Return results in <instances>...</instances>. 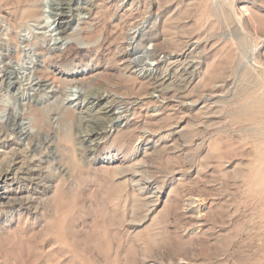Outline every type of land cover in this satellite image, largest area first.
<instances>
[{
	"label": "rangeland",
	"instance_id": "obj_1",
	"mask_svg": "<svg viewBox=\"0 0 264 264\" xmlns=\"http://www.w3.org/2000/svg\"><path fill=\"white\" fill-rule=\"evenodd\" d=\"M263 23V0H0V193L32 204L0 208V264H264V182L241 177L264 164L242 111L264 106Z\"/></svg>",
	"mask_w": 264,
	"mask_h": 264
},
{
	"label": "bare ground",
	"instance_id": "obj_2",
	"mask_svg": "<svg viewBox=\"0 0 264 264\" xmlns=\"http://www.w3.org/2000/svg\"><path fill=\"white\" fill-rule=\"evenodd\" d=\"M264 1V0H263ZM86 5V4H85ZM75 9L74 10H76L77 12H79V13H81V12H85V13H87V14H89L91 11H90V9H88L87 7H80V6H75L74 7ZM70 9H71V6H69V4H68V2L67 3H60L59 5H58V14H57V20L59 21L58 22V27H59V30L61 31V32H64V30L66 29V27L70 24V21L71 20H69V18H68V16H67V12L68 11H70ZM56 10V9H55ZM22 12H23V10H22ZM72 12V11H71ZM24 13H25V19H29L30 17H32V16H34V12L31 10V8H28L27 7V9L24 11ZM57 13V12H56ZM252 14H253V12H252ZM14 16V15H13ZM22 16V17H23ZM37 16V15H36ZM71 16V15H70ZM29 17V18H28ZM35 18V17H34ZM72 18H73V16H72ZM258 22V21H257ZM259 24V23H258ZM264 24V23H263ZM140 26V25H139ZM133 27V26H132ZM138 29L139 28H133L132 29V31H131V33H130V37H129V40H131V41H135L136 39V37H137V35L139 34V31H138ZM261 30V29H260ZM127 38V37H126ZM147 38V37H146ZM157 38V37H156ZM144 40H146V39H144ZM148 41H150V42H155V40H153V39H149ZM162 43V42H161ZM158 45H160V44H158V41H157V43H156V48L158 47ZM152 46V45H151ZM154 46V45H153ZM190 47H194L195 49H196V42H194V41H192L189 45H188V49L190 48ZM154 51H155V48H154ZM38 52V51H37ZM48 55V54H47ZM119 57V56H118ZM120 57H121V59L122 60H124V57H125V55L124 54H122V55H120ZM157 57V56H156ZM156 59V58H155ZM159 62V61H158ZM123 64H124V68H121V69H117V70H115V71H113V76H117L120 80H124V81H126V82H128V81H130L133 77H131V74H133V73H129V71H127V69H128V67L125 65V61L123 62ZM48 66V65H47ZM44 68H46V67H44ZM43 68V69H44ZM45 70H47V69H45ZM44 70V71H45ZM129 73V74H128ZM60 74H61V81L63 82V83H68V82H78L80 79L78 78V74H75V73H68V72H60ZM145 74V73H144ZM185 74V73H184ZM186 74H188L189 75V73H186ZM156 75V74H155ZM111 76V75H110ZM169 76V75H168ZM44 76H42V75H40V79L41 80H43L44 78H43ZM96 77V75H92V78H93V80H94V78ZM191 77V76H190ZM151 78H153V75H152V73L151 72H148V74H145V75H143V78L142 79H151ZM163 78V77H162ZM166 78V77H165ZM159 79V78H158ZM156 81H157V79H156ZM95 82V81H94ZM93 82V83H94ZM157 82H160V81H157ZM164 82V81H163ZM154 83H156V82H154ZM175 83V82H174ZM156 84H158V83H156ZM164 84V83H163ZM88 85V84H87ZM162 85V84H161ZM169 85V84H168ZM214 89V88H213ZM101 91V90H100ZM100 91H98L97 89H96V87L94 88V89H92V93L89 95V97H90V99L92 100V101H96L97 103L98 102H101L102 100H103V95H102V93L100 92ZM214 92V91H213ZM181 93V92H180ZM211 94V93H210ZM214 95H210V97L212 98ZM258 98V97H257ZM260 99V98H259ZM90 101V100H89ZM251 101V100H250ZM253 101H254V99H253ZM212 102V101H211ZM264 102V100L261 102V103H263ZM210 104H212V103H210ZM248 104V103H247ZM104 108V107H103ZM106 108V107H105ZM108 108V107H107ZM120 109V108H119ZM104 110V109H103ZM107 110V109H106ZM105 110V111H106ZM94 111V110H93ZM109 111L110 110H108V113H109ZM242 111H244V113H245V115H246V113H247V115H250V114H253V115H258L259 116V120L260 121H258V123L259 124H264V106H260V107H258V106H256L255 104H250L249 106H244L243 107V110ZM100 112V111H99ZM93 113V112H92ZM98 113V112H97ZM96 114V113H95ZM10 115V114H9ZM97 115V114H96ZM252 115V116H253ZM11 115H10V117H8V118H10V120H11ZM254 117V116H253ZM252 117V119L254 120V118ZM104 118V117H103ZM102 117H99V115L98 116H94L90 121H89V123H90V126H91V130H90V136L91 137H93L94 139H98L100 136H101V134L104 132V129H105V120L103 119ZM116 118V117H115ZM40 119V117L39 116H37V121ZM85 119V118H84ZM114 119V118H113ZM117 119H118V117H117ZM9 120V119H8ZM116 120V119H115ZM12 121H13V118H12ZM62 122V121H61ZM88 122V121H87ZM115 122V121H114ZM9 123V122H8ZM11 124V123H10ZM62 124V123H61ZM257 127V126H256ZM262 127L264 128V126L262 125ZM261 128V127H260ZM260 130V129H259ZM262 131H263V129H261ZM263 134V133H262ZM261 134V135H262ZM262 140V139H261ZM94 141V140H93ZM258 142H260V144H261V142L262 141H258ZM263 143V142H262ZM256 145V144H255ZM258 145H259V143H258ZM95 146H96V143H95ZM254 147V146H253ZM259 147V146H258ZM263 147H264V145H263ZM254 149V148H253ZM256 149V148H255ZM88 150V149H87ZM261 150H263V148L261 149ZM258 151H259V149H258ZM257 151V152H258ZM260 152H262V153H264V151H260ZM248 153V152H247ZM258 154V153H257ZM260 154V153H259ZM256 155V154H255ZM261 155V154H260ZM264 154H262L261 156H263ZM249 156V155H248ZM251 156V155H250ZM252 157V156H251ZM256 157V156H255ZM260 157V156H259ZM250 159V158H249ZM248 158H247V160H249ZM253 159H254V157H253ZM256 159V158H255ZM257 160V159H256ZM261 160H263V163H264V156L262 157V158H260V161L258 162L259 164H261ZM232 162V161H231ZM235 162V161H234ZM251 162H252V160H251ZM251 162H249V163H251ZM235 163H237V161L235 162ZM239 163V162H238ZM246 163H247V161H246ZM248 163V164H249ZM254 163H257L256 161L255 162H253V165H254ZM229 164V163H228ZM241 164V163H240ZM225 165V164H224ZM236 165V164H235ZM253 165H250V167L249 166H247V168L249 167V169L247 170V171H245V173H242L241 171V173H242V178H244V179H248V185L249 186H251V189H252V187L253 188H255L256 186H258L257 184L258 183H260L261 184V182H264V167H263V165H262V167L260 168V169H254V168H252L251 166H253ZM241 166V165H240ZM245 166V167H246ZM255 166V165H254ZM253 166V167H254ZM257 166V165H256ZM260 166V165H259ZM232 167H234L233 165H232ZM238 167V166H237ZM236 167V168H237ZM244 167V166H243ZM237 170V169H236ZM241 170V169H240ZM238 171V170H237ZM9 171H4V170H0V180L1 181H6L7 179H8V173ZM255 172V173H254ZM254 173V174H253ZM234 175H236V174H234ZM233 177V176H232ZM236 177V176H235ZM238 178H239V176H238ZM129 180L131 181V182H134V183H136L135 185L136 186H140L139 184H138V182L134 179V177L132 176L131 178H129ZM241 180V179H240ZM129 182V181H128ZM243 182V181H242ZM246 182H247V180H246ZM259 184V185H260ZM249 188V187H248ZM264 188V187H263ZM263 190V189H262ZM256 191V190H255ZM259 191V190H258ZM260 192H261V190H260ZM257 192H255V194H256ZM250 194V193H249ZM260 194V193H259ZM263 194H264V192H263ZM250 195H252V194H250ZM261 195V194H260ZM256 197V196H255ZM262 197V196H261ZM25 198V197H24ZM257 198H258V196H257ZM256 198V199H257ZM19 200V207H23V208H25L27 211L30 209V207H31V198L30 197H27V198H25V199H18ZM18 200H13V201H11V199L7 196V194L6 193H0V208L1 207H3L4 205L5 206H11L12 205V203H14V202H16V201H18ZM250 200V199H249ZM260 200H261V198H260ZM187 201H189V199H187ZM191 202H192V200H191ZM18 204V203H17ZM192 204V203H191ZM187 205H188V203H187ZM254 214V213H253ZM192 215V214H191ZM256 231V230H255ZM259 248V247H258ZM256 251V250H255ZM15 254V253H14ZM262 255V257H260L261 259L264 257L263 255H264V252H263V254H261ZM17 259V258H16ZM263 260V259H262ZM261 260V261H262ZM260 260H259V262H261ZM258 262V261H257ZM264 262V261H263ZM258 264H260V263H258Z\"/></svg>",
	"mask_w": 264,
	"mask_h": 264
}]
</instances>
